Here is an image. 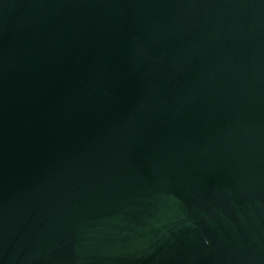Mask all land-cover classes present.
<instances>
[{"label": "water", "instance_id": "1", "mask_svg": "<svg viewBox=\"0 0 264 264\" xmlns=\"http://www.w3.org/2000/svg\"><path fill=\"white\" fill-rule=\"evenodd\" d=\"M0 264H264V0H0Z\"/></svg>", "mask_w": 264, "mask_h": 264}]
</instances>
